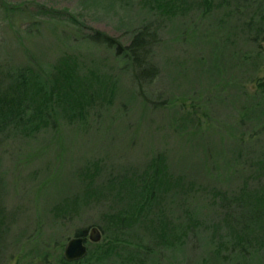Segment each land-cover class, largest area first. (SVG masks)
Returning a JSON list of instances; mask_svg holds the SVG:
<instances>
[{"label": "rangeland", "instance_id": "1", "mask_svg": "<svg viewBox=\"0 0 264 264\" xmlns=\"http://www.w3.org/2000/svg\"><path fill=\"white\" fill-rule=\"evenodd\" d=\"M210 2L0 0V264H65V246L79 229L86 230L91 257L77 264H107L95 245L114 237L112 226L108 237L101 228L110 225L103 213L135 199L129 191L114 204L109 189L115 190L119 176L144 173L156 156L171 189L160 176L156 186L167 195L159 191L165 198L118 243L109 264H264L263 219L243 244L247 251L225 241V231L210 235L209 245L199 250L177 240L192 225L190 215L199 220L202 237L213 232V221L225 218V208L214 204L225 199V191L244 186L252 173L247 162L264 151V7L256 1L239 9L230 0ZM150 22L164 27L149 57L158 75L146 86L152 100L147 103L131 84L130 60L86 35L101 31L128 46ZM19 95V111L6 110ZM41 103L50 111L57 106L51 120H58L59 133L44 116H33ZM242 154L239 172L227 177L225 170ZM97 169L90 179L95 188H108L109 196L101 199L109 202L85 205L73 219L57 221L54 205L83 197L86 175ZM52 172L57 177L35 197L36 183H47ZM249 184L256 201L264 181ZM155 217L172 220L174 245L152 230ZM93 226L102 232L99 242L90 241Z\"/></svg>", "mask_w": 264, "mask_h": 264}, {"label": "trees", "instance_id": "2", "mask_svg": "<svg viewBox=\"0 0 264 264\" xmlns=\"http://www.w3.org/2000/svg\"><path fill=\"white\" fill-rule=\"evenodd\" d=\"M205 2L209 3L210 1L212 4L214 3V0H204ZM209 1V2H208ZM253 1L257 3L259 8L264 7V0H230L231 3H235L236 9H239L241 7H250L253 5ZM210 2V3H211ZM253 19V18H252ZM254 21V20H253ZM158 23V22H157ZM163 22H160L156 24L155 22H150L143 27L139 28L136 32L133 41L130 45L125 46L121 42H119L117 39L108 36L107 34L96 31L95 34H88L86 37L90 39L91 41L100 44L104 43V45H107L108 47H113L116 50V54L123 55L124 58H128L130 60V81L132 86L134 87L136 93L147 103L152 102L150 95H149V88H146V86H150L155 80V78L158 75V68L156 65L152 64L149 61V57L153 49L159 44L160 40L162 39L161 34L159 31H161L164 27L162 24ZM238 23L241 27V24L238 20ZM243 25V24H242ZM247 27L252 25V21L247 23ZM260 31V30H259ZM264 39V38H263ZM10 88V87H9ZM22 95V94H21ZM15 96L11 100V103L6 107V110L16 108V110L19 111L20 107V96ZM51 98H49V101ZM159 102L157 103V105ZM22 106V105H21ZM47 105L44 103H41L38 107V109H35L33 116L37 115L39 117L44 116L43 120L46 119L48 121L46 123L47 126H51V129H53L56 133L60 132V124L58 123V120L54 119L51 120L53 113H57V106H53L51 108V111L48 110L46 107ZM27 107H30L29 104ZM35 107V106H34ZM45 107V108H44ZM50 108V107H49ZM15 110V111H16ZM2 111V109H1ZM51 124V125H50ZM40 125H37L36 127H39ZM262 131V130H261ZM258 133V132H257ZM60 143H62V138L59 140ZM263 147V145H262ZM35 157L38 154H28V157ZM204 156V155H203ZM235 156V155H234ZM241 156V155H240ZM238 158V156L234 157V161L236 160V164L233 165V162L229 164L231 167H227L225 170V174L231 177V175L236 174L239 172V170L236 168L238 167V159L244 157L242 156ZM161 157V156H160ZM156 156L152 158L150 164L146 167H148L144 173L141 175H135V177H129L127 175L119 176V180L117 181V184L115 185V190L112 191L111 188L109 189L110 194L113 196V203H119L122 202L125 199V196L129 193V191L132 192L134 196V200L132 202H129L128 204H125V207H119L116 208V210L113 209V211L104 212L103 215L110 216V219H108V225L109 228L106 226H101L102 230L105 232L106 237H108L107 230H111L112 226V232L114 234V237L112 238L109 236L108 238H104L103 243H96L95 245L101 247V251L98 254L101 258L102 263L113 262L114 259L112 258L114 256L115 250L119 247V244L125 240V236L129 235V231L133 229L139 222L145 220V217L148 215V211H152L151 207L155 206L156 203L160 201V198L163 199L165 197H162L160 195L164 192L165 196L167 195L166 191L162 187H158L160 184V176L161 177V184L166 185L167 184V191L170 188V185L168 184L170 181H167L166 178V172H165V166H162V160L161 158ZM257 160L253 161L252 159L248 161L247 163L250 164L249 169L252 172L250 175H247L246 179H244V183L240 190L237 192H230L225 191V199L220 200V195L218 197V201L215 200V202H220L219 204H214L215 206L219 205L221 207L225 208V218L221 222L218 220L217 222L213 221V226L211 229L213 232L210 234L209 230L204 231L203 237L201 236L200 232H198V225L200 224L199 220L196 219L195 216L190 215L189 219L192 221V225H185L186 230H183L180 235H178V242L182 246H187L189 249L192 248L193 250H199L198 248H203L205 245H209L210 243V235L215 237V234L217 231H225V241H235V246H241L240 251L244 249L243 244L250 243L251 236L253 234H257L259 229L256 231L252 228L254 224L260 223V221L264 220V192L258 191V198L257 200H253L252 196L254 193L250 194V181L257 184L264 181V151L260 153L259 156H257ZM198 159L200 160L201 157L198 156ZM231 168V169H230ZM236 169V170H235ZM99 169H97L95 172L90 171L86 176L90 178H95L96 174L98 173ZM55 172H52L50 177L48 175L47 183L40 182L36 183L35 187V197L38 196L41 192H44V190H48L47 187L49 184H51L54 179L57 177L55 176ZM133 175V176H134ZM83 176V174H82ZM84 178V176H83ZM182 178H178V183L182 184L180 182ZM111 182V180H108ZM142 181V184H139ZM95 181L90 179L88 186L85 188L82 195L83 197L79 196H72L73 199H69L67 201L58 202L54 205V207L51 209L54 218L57 221H60V218L67 219L68 217L74 218L76 215H78L80 212H82V208L86 205H89L91 203L94 204H101L103 202L107 203L109 201H102V197L107 198L106 196H109L107 192L104 190V188L108 189L105 185L101 187L95 188L96 185H94ZM158 183V184H156ZM172 186V185H171ZM175 186V185H174ZM176 191L179 193L181 190V185L175 186ZM255 187V186H254ZM162 188V189H161ZM171 189V188H170ZM118 192V193H117ZM175 192V188L174 191ZM224 198V197H223ZM220 200V201H219ZM39 204V203H38ZM36 204L37 211L39 208V205ZM110 206V204H109ZM108 206V207H109ZM164 208V207H163ZM161 208L160 211H163L165 213V210ZM49 210V209H48ZM40 211V210H39ZM37 226L42 227L43 223L41 222V217L43 213L40 212L37 213ZM159 216V215H158ZM210 215H207L206 218H210ZM3 217V207L0 200V231L3 230L4 227V220ZM195 217V218H193ZM55 220V221H56ZM151 225H153L152 230H156L158 233V236L161 238V241L164 240V244H172L174 245V241L171 240L173 237L170 235V224H173L172 220L166 219V217H158L153 218V220L150 221ZM46 223V222H45ZM225 223V225H223ZM45 225V224H44ZM210 227V226H209ZM208 227V228H209ZM107 229V230H106ZM194 230V231H192ZM86 230L85 229H79L76 232V235H85ZM131 232V231H130ZM189 232L194 233L193 235H190ZM202 233V232H201ZM215 233V234H214ZM204 240V242H203ZM119 243V244H118ZM46 244V243H42ZM48 246L43 249L46 250L44 253L46 256L48 254L47 248L50 247V244H47ZM167 248V246H165ZM183 250V249H182ZM244 251H247L244 249ZM168 253V252H167ZM91 255L88 254L84 258L76 261H68L66 259L61 258V261H63L65 264H77V263H83L84 261H89ZM186 253L184 255V259L182 258V262H185L186 259ZM168 260H171L170 258H167ZM5 260V259H4ZM11 260V259H10ZM6 261V260H5ZM8 261V260H7ZM6 261V263H7ZM188 262H190L188 260ZM242 264V263H237Z\"/></svg>", "mask_w": 264, "mask_h": 264}, {"label": "water", "instance_id": "3", "mask_svg": "<svg viewBox=\"0 0 264 264\" xmlns=\"http://www.w3.org/2000/svg\"><path fill=\"white\" fill-rule=\"evenodd\" d=\"M102 238V232L99 227L93 226L90 232V241L99 242ZM87 237L76 235L69 239L64 249V257L68 261H76L84 258L88 254Z\"/></svg>", "mask_w": 264, "mask_h": 264}]
</instances>
